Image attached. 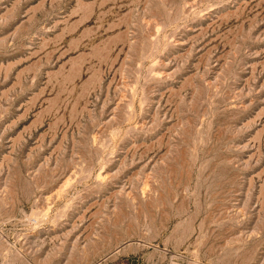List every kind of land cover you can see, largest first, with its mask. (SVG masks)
Instances as JSON below:
<instances>
[{"label": "rangeland", "instance_id": "obj_1", "mask_svg": "<svg viewBox=\"0 0 264 264\" xmlns=\"http://www.w3.org/2000/svg\"><path fill=\"white\" fill-rule=\"evenodd\" d=\"M0 264H264V0H0Z\"/></svg>", "mask_w": 264, "mask_h": 264}]
</instances>
